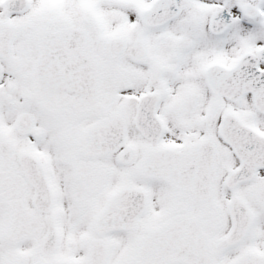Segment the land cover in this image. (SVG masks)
<instances>
[{"label": "snow or ice", "instance_id": "1", "mask_svg": "<svg viewBox=\"0 0 264 264\" xmlns=\"http://www.w3.org/2000/svg\"><path fill=\"white\" fill-rule=\"evenodd\" d=\"M0 264H264V0H0Z\"/></svg>", "mask_w": 264, "mask_h": 264}]
</instances>
